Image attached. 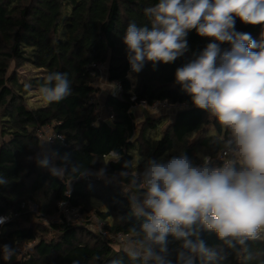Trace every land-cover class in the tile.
<instances>
[{
	"label": "trees",
	"instance_id": "16d2710c",
	"mask_svg": "<svg viewBox=\"0 0 264 264\" xmlns=\"http://www.w3.org/2000/svg\"><path fill=\"white\" fill-rule=\"evenodd\" d=\"M156 3L158 0H0V180L4 181L0 183V215L19 213L12 223L0 227L2 245L14 250L4 264H144L140 255L133 257L125 249H116L111 240L87 225L63 223L47 228L38 222L39 217L21 210L23 203L35 204L41 215H55L71 181L75 183L74 207L105 222L110 235L128 236L131 243L151 248L160 264H187L189 259L192 264H264L261 235L239 244L232 238L221 239L197 223L192 226L195 234L188 237L203 246L202 252L195 253L171 234L163 243L146 240L142 231L146 217L134 211L131 195L116 185L80 179L89 171L119 173L117 180L143 199L146 190L134 175L144 171L149 160L166 162L186 155L196 166L230 145V130L208 110L196 107L175 81L176 69L195 59L212 42L210 38L191 30L189 51L182 57L170 64L145 62L136 73L137 81H130L123 37L129 22L138 26L150 23L144 10ZM262 28L236 18L235 30L250 33L257 42ZM26 65L38 72L28 83H21L17 70ZM100 67L106 68L109 82L122 86L120 95L107 96L106 118L100 116L94 99L100 92ZM50 72L67 73L71 94L59 102L30 107L29 95L40 89ZM25 84L31 87L26 90ZM141 101L150 106L167 102L188 107L171 112L172 120L158 138L163 116L147 117L141 129L137 127L133 108ZM47 127L62 135L64 143L51 147V163L42 167L38 161L45 157L39 155L43 143L38 132ZM212 128L217 135L209 137ZM113 151L116 158L106 161L103 156ZM135 157L138 163H134ZM52 166L62 167L63 174L52 175ZM94 201L103 208L94 207ZM33 241L37 242L30 258L19 261L15 244Z\"/></svg>",
	"mask_w": 264,
	"mask_h": 264
},
{
	"label": "clouds",
	"instance_id": "9594fccd",
	"mask_svg": "<svg viewBox=\"0 0 264 264\" xmlns=\"http://www.w3.org/2000/svg\"><path fill=\"white\" fill-rule=\"evenodd\" d=\"M144 14L150 23L129 22L123 37L132 72L139 73L145 62L170 64L182 57L189 51L187 36L193 29L212 41L176 69L175 81L196 107L230 130L228 143L235 145L241 165L239 170L231 162L196 167L186 155L149 160L142 173L143 199L133 197L137 214L146 217L145 239L163 243L171 234L190 252H202L201 244L188 239L197 223L239 244L255 239L264 230V28L257 42L250 33L237 32L235 23L239 18L264 26V0H158ZM39 91L47 103L63 100L72 91L67 73H48ZM38 163L47 167L51 161L45 157ZM63 171L51 167L54 176ZM5 219L0 217V224ZM13 254L5 245L4 260ZM130 255L136 253L130 250ZM151 255L148 251L145 258Z\"/></svg>",
	"mask_w": 264,
	"mask_h": 264
},
{
	"label": "built area",
	"instance_id": "2783aa9c",
	"mask_svg": "<svg viewBox=\"0 0 264 264\" xmlns=\"http://www.w3.org/2000/svg\"><path fill=\"white\" fill-rule=\"evenodd\" d=\"M104 72V67L99 68V73L100 75L103 74ZM131 73V68L130 72ZM136 73V72H135ZM115 87L113 86V91L111 92L113 95L118 96L122 92V86L120 83L115 82ZM132 101H136V98L134 97ZM188 106L186 104H176V105H170L169 103H154L153 105H149L145 101H141L140 103L136 104V106L133 108V111H135L137 108H146V109H152V110H159L162 112H174L176 109H181V108H187ZM112 118V117H111ZM38 137L42 141L43 145L47 147H52L54 144L57 142L63 144L64 143V137L62 135H57L54 133L52 128L47 127L38 132ZM235 145L231 144L224 150L220 151L217 155L210 156L206 158V161L202 164L196 165V167H202V166H207L209 168H216V167H222L226 163L231 162L235 167L240 166L239 158L235 155L234 152ZM103 158L105 160H111L115 159L116 156L112 155V152L109 153L108 155H104ZM97 171H89L86 174L82 175L80 179H84L89 181V178H91L92 173H96ZM142 173H139L138 177H135L137 181H140L141 183V188L143 187V177L141 175ZM74 182H68L67 186V191L65 192V199H62L58 205H57V212L55 215L47 216V215H41L39 210L37 209L36 205L33 204H27L23 203L21 206V210L25 211L29 214L36 215L37 217L40 218V221H43L45 225H50V227L53 224H58L62 225L65 223L68 226L71 225H87V228L93 231L95 234L100 235L104 239L108 240H128V236L124 235H118V236H113L110 235V233L105 229V222L100 221L97 217L91 216L88 217L87 214L83 213L81 209L76 208L72 205V198L74 195ZM144 188V187H143ZM19 216V213H14V212H7L5 214L0 215V217L7 218L5 219L3 224H0V227H4L6 225H9L12 223V221ZM42 222V223H43ZM130 241V240H129ZM37 241L30 242L28 244H19L16 243L15 245L17 246L16 251L19 253V261H26L30 258V254L33 252V249L35 247ZM113 243V242H112ZM23 247H25L23 249ZM12 257V256H11ZM11 259V258H10ZM9 259V260H10ZM9 260H4V246L2 245L0 241V264H4L5 261ZM144 264L145 259H143Z\"/></svg>",
	"mask_w": 264,
	"mask_h": 264
},
{
	"label": "rangeland",
	"instance_id": "374dc122",
	"mask_svg": "<svg viewBox=\"0 0 264 264\" xmlns=\"http://www.w3.org/2000/svg\"><path fill=\"white\" fill-rule=\"evenodd\" d=\"M12 69H13V67H12ZM37 72H38V69H36L35 67H32L31 65H26L23 68H20L17 70L18 78H19L21 83H28L29 79L32 77H35V73H37ZM128 77L130 78V81L133 83H135L137 81V75L135 72L131 71V73H129ZM115 84L116 83L109 82L106 68H104L103 74L100 75V83H99L100 92L98 94L101 93V95L97 96V98H96V99H99V102H96L98 104L97 110L99 113H101L100 116H102V118H106V116H107V112H106L105 105H104L106 100H105V97L102 96V93H104L106 91V94H103V95H107L109 93L111 94V90L113 89V86L115 87ZM28 104L30 105V107L38 108V107L46 105L47 102H45L41 98L40 91L37 90V91H34L33 93H31L29 95ZM135 113H136V124H137V127L139 129H141V126H142L145 118H147V117H153V118H158L161 116L164 117V119L162 120V123L158 127V131H157L158 132V138L160 137V134L163 132V130L166 128L167 124L172 120V117H173V115H172L173 113H171V112H165V111L162 112L159 110L155 111V110L146 109V108H137L135 110ZM216 135H217L216 131L212 128L210 130V133L208 136L211 137V136H216ZM42 146L44 148H48L45 145H42ZM41 154L44 155V152L39 153V155H41ZM49 158L52 159L53 157L49 156ZM106 161H108V160H106ZM134 161H135L134 163H138L139 159L137 157H135ZM140 173H143V171ZM118 176H119V173L109 174V173H107V171H101L100 170V171H97L96 173L91 174V178H89V182L98 180V181H102L103 183H109L112 185H116L117 187L121 188L124 191V193H128L129 195H131L132 198L135 197L138 200H142V199H140V197L133 195L131 190H129L128 186L126 187L125 185L122 184V182L118 181L117 180ZM138 176H139V172L135 173L134 177H138ZM33 205H35V204H33ZM93 206L96 208H100V209L103 208V206L100 205L99 202H97V201L93 202ZM134 211L136 212L135 208H134ZM145 211H147V209H145ZM37 220H39L38 222H41V223L43 222V221H40V218H37ZM42 224L44 226H46L47 228L50 227V225H45L44 222ZM51 235H54V233H51ZM260 235H261V237H264V230H261L257 236H260ZM112 242H113V246L116 249H125L129 252L131 250L132 252H135L137 255H140L143 259H145L146 264H160L154 259L152 249L145 246V245H143V246L135 245L134 243H131L129 241V239L128 240L114 239V240H112ZM24 248L25 247H23V249ZM148 251H150L152 253V255L145 258V253Z\"/></svg>",
	"mask_w": 264,
	"mask_h": 264
},
{
	"label": "crops",
	"instance_id": "0c3cea01",
	"mask_svg": "<svg viewBox=\"0 0 264 264\" xmlns=\"http://www.w3.org/2000/svg\"><path fill=\"white\" fill-rule=\"evenodd\" d=\"M113 90V89H112ZM112 90H111V92H112ZM103 94H106V91L104 92V93H102V96H104L105 97V100L107 99V96L109 95V94H107V95H103ZM99 95H101V93L100 94H96L95 96H94V99H95V101L96 102H99V99H96L97 98V96H99ZM104 105H105V103H104ZM44 152V155H40V156H44V157H47L48 159H49V156L50 157H53V155H52V152H51V148L50 147H48V148H44L43 146L41 147V150H40V153H43Z\"/></svg>",
	"mask_w": 264,
	"mask_h": 264
}]
</instances>
